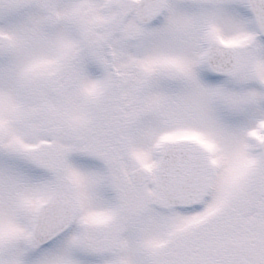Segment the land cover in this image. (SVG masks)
Masks as SVG:
<instances>
[{
  "label": "snow or ice",
  "instance_id": "1",
  "mask_svg": "<svg viewBox=\"0 0 264 264\" xmlns=\"http://www.w3.org/2000/svg\"><path fill=\"white\" fill-rule=\"evenodd\" d=\"M0 264H264V0H0Z\"/></svg>",
  "mask_w": 264,
  "mask_h": 264
}]
</instances>
